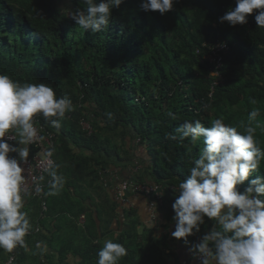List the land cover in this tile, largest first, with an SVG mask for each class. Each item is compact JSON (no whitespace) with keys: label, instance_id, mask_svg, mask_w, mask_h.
<instances>
[{"label":"trees","instance_id":"trees-1","mask_svg":"<svg viewBox=\"0 0 264 264\" xmlns=\"http://www.w3.org/2000/svg\"><path fill=\"white\" fill-rule=\"evenodd\" d=\"M64 1L0 0V74L22 84L46 83L58 96L69 97L75 109L59 129L43 118L56 135L54 161L65 184L57 195H48L47 213L37 199L26 202L23 210L33 227L25 239L40 234L45 218L57 215L78 218L87 213L102 230L103 206L113 217L117 206L101 174L117 167L116 162L133 160L135 147L143 151L154 185L178 186L203 147L169 139L170 134L179 136L176 129L185 120L199 119L210 126L223 117L240 131L250 125L264 149V28L257 27L254 15L246 25L220 23L219 17L235 7L236 0H175L165 15L144 12L142 0H124L113 10L109 28L95 34L59 10ZM66 1L71 11L83 7L79 0ZM218 41L230 50L221 68L212 70L205 56ZM215 71L217 76L212 75ZM254 108L260 114L250 120ZM83 118L92 122L91 135L81 128ZM257 174L264 175V160ZM95 187L104 201L101 207L84 203L92 199L85 193ZM153 237L137 241L144 256L152 244L150 262L160 251ZM20 249L2 264L12 255V264H21L26 255ZM135 257L136 252L128 250L124 261L140 264Z\"/></svg>","mask_w":264,"mask_h":264},{"label":"clouds","instance_id":"clouds-1","mask_svg":"<svg viewBox=\"0 0 264 264\" xmlns=\"http://www.w3.org/2000/svg\"><path fill=\"white\" fill-rule=\"evenodd\" d=\"M123 2L79 0L83 7L74 8L68 17L84 31L99 33L109 28L113 10ZM174 3L175 0H142L140 7L144 12L158 11L165 15L173 10ZM250 15H254L258 28H264V0H236L235 7L219 17V22L232 27L246 25ZM212 75L217 76L213 72ZM249 102L257 104L255 99L250 98ZM74 110L69 97L58 96L46 83L22 84L9 75L0 74V249L12 252L26 248L25 237L33 227L28 213L23 210L25 197L29 195L23 188V173L24 164L36 153L34 145L30 144L40 139L35 117L41 115L47 129L43 118L59 129L66 114ZM259 114L260 110L254 108L249 119L254 120ZM107 116L114 118L111 113ZM83 120L91 126V133L84 130ZM80 125L88 135L93 133L90 120L83 118ZM10 129H15L13 143H9L7 135ZM176 132L179 136L170 134L169 139H187L192 146L202 144L203 147L193 159L187 177L173 189L177 195L172 203L174 230L171 236L188 245L189 237L201 233L207 218L213 226L189 247L196 264H264V175L257 174L264 160V149L259 146L256 128L249 125L240 131L220 117L212 120L210 126L199 119L185 120ZM17 143L31 148V155L27 147L21 148ZM12 153L17 155L12 156ZM52 155L53 150L49 149L47 156ZM58 167L49 159L47 171L51 180L47 198L57 195L65 184V178L56 171ZM35 190L41 191L39 187ZM37 200L42 208L41 201ZM36 247L41 255L48 250L42 242ZM127 255L123 244L106 240L97 253L96 264H119Z\"/></svg>","mask_w":264,"mask_h":264},{"label":"crops","instance_id":"crops-1","mask_svg":"<svg viewBox=\"0 0 264 264\" xmlns=\"http://www.w3.org/2000/svg\"><path fill=\"white\" fill-rule=\"evenodd\" d=\"M24 147L27 145L22 144V148ZM134 153L133 160L123 163L116 162L117 167L107 168V172L101 174L104 188L111 201L117 206L116 217L106 212L103 206L101 218L103 231L98 224L95 227L90 222L87 213L78 218L70 215L47 217L42 224V232L32 238L25 239L27 247L21 248L20 251L26 257L21 264H96L97 253L106 240L121 243L127 250L135 251L134 261L136 262L137 259L140 264H177L180 262L196 264L189 252V247L191 243L198 242L199 235L211 229L213 225L208 223L206 218L205 225L201 226V233L189 237L190 244L188 245L183 240H177L171 236V232L174 230L172 203L177 195L173 189L178 186L160 185L163 205L156 213V222L150 220L148 210L150 200L144 195L127 194L124 197L127 202L117 200L115 189L121 180L127 179L141 184L154 185L151 170L142 159L143 151H139L135 147ZM121 155L124 157L122 153ZM96 188L85 193V196L90 194L92 197V199L86 198L85 205L93 204L99 207L104 205V201L100 197L101 193L95 191ZM26 202H29V199L25 198V204ZM87 226L91 229L88 230ZM93 229L97 232H94ZM152 233H154L152 243H159L160 251L155 253V257L151 258L150 262L147 256L150 254L149 246L152 244L147 245L146 256H144L139 252L137 241L145 242ZM96 234L99 235L94 239ZM38 242L47 245L48 250L43 255L36 247ZM6 256L7 251L0 249V264L3 263ZM126 257H123L119 264H133L130 259L124 261Z\"/></svg>","mask_w":264,"mask_h":264},{"label":"built area","instance_id":"built-area-1","mask_svg":"<svg viewBox=\"0 0 264 264\" xmlns=\"http://www.w3.org/2000/svg\"><path fill=\"white\" fill-rule=\"evenodd\" d=\"M230 46L226 42H216L212 46H210V52L206 57V62L209 64L212 70H218L221 68L223 64L224 55L229 53ZM214 75H218V73L213 72ZM41 115L35 117L36 127L38 129V135L40 139H38L35 143L30 145H34L36 153H34L33 157L28 158L27 163L24 164V173L25 182L23 188L29 192V195L26 197L37 198L41 201L43 212H47L48 207L46 203L47 193L46 190L49 188L50 184V176L48 174L49 167V159L54 161V148H55V134L48 130L41 122ZM82 126L84 130L91 133V126L82 121ZM10 137L9 143H13L16 141L15 129H10L7 134ZM53 150V155L51 158L47 156L48 150ZM39 187L41 189L40 192H36V188ZM116 198L119 201L127 202L124 198L127 194L132 195H144L146 198H149L148 210L150 213L151 222L157 221V211L163 205V195L161 192V188L159 185H148L141 184L138 182H133L129 180H121L119 181V185L115 189ZM25 197V198H26ZM41 228H38L36 232H38ZM30 235V233L28 234ZM27 235V236H28ZM14 252L16 249L13 250ZM14 261V256L10 257V260L7 264H12ZM177 264H189V262H180Z\"/></svg>","mask_w":264,"mask_h":264},{"label":"rangeland","instance_id":"rangeland-1","mask_svg":"<svg viewBox=\"0 0 264 264\" xmlns=\"http://www.w3.org/2000/svg\"><path fill=\"white\" fill-rule=\"evenodd\" d=\"M71 5L69 4V2H67L66 0L63 2L62 4V8H59L60 11H65L67 13H70L71 12ZM50 203V202H49ZM53 203H55V201H53ZM9 253L10 252H7V256H9Z\"/></svg>","mask_w":264,"mask_h":264}]
</instances>
